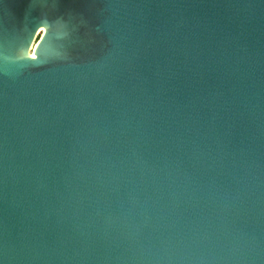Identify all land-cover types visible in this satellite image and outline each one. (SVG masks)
I'll return each instance as SVG.
<instances>
[{
	"label": "water",
	"instance_id": "water-1",
	"mask_svg": "<svg viewBox=\"0 0 264 264\" xmlns=\"http://www.w3.org/2000/svg\"><path fill=\"white\" fill-rule=\"evenodd\" d=\"M0 264H264V0H0Z\"/></svg>",
	"mask_w": 264,
	"mask_h": 264
},
{
	"label": "snow or ice",
	"instance_id": "snow-or-ice-1",
	"mask_svg": "<svg viewBox=\"0 0 264 264\" xmlns=\"http://www.w3.org/2000/svg\"><path fill=\"white\" fill-rule=\"evenodd\" d=\"M42 31H43V29H42ZM41 39H43V38H41ZM36 47H39V44H37ZM31 56H32V59H33V60H38V57H37V55H36L35 50L32 52Z\"/></svg>",
	"mask_w": 264,
	"mask_h": 264
},
{
	"label": "bare ground",
	"instance_id": "bare-ground-1",
	"mask_svg": "<svg viewBox=\"0 0 264 264\" xmlns=\"http://www.w3.org/2000/svg\"><path fill=\"white\" fill-rule=\"evenodd\" d=\"M41 28V27H40ZM39 31H40V29H39Z\"/></svg>",
	"mask_w": 264,
	"mask_h": 264
}]
</instances>
